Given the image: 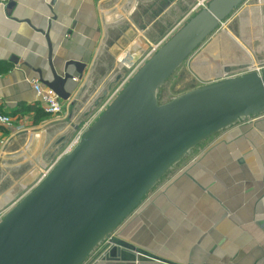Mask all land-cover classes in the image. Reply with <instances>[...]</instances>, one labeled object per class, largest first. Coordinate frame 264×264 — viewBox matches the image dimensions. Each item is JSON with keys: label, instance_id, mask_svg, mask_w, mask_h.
I'll use <instances>...</instances> for the list:
<instances>
[{"label": "crops", "instance_id": "1", "mask_svg": "<svg viewBox=\"0 0 264 264\" xmlns=\"http://www.w3.org/2000/svg\"><path fill=\"white\" fill-rule=\"evenodd\" d=\"M9 1L0 0V110L13 118L7 142L28 125L43 123L35 122L45 108L33 81L52 79L50 48L58 71L70 61L87 65L82 76L69 66L75 79L66 90L72 98L59 115H74L73 128L80 130L74 112L98 106L114 77L119 83L116 67L129 52L130 19L149 0H133L128 12L120 6L124 0H14L11 14ZM182 2H172L160 18ZM188 7L179 8L172 21L186 17ZM248 16L252 24L260 21L259 11ZM254 119L190 150L113 232L121 245L101 264H264V115Z\"/></svg>", "mask_w": 264, "mask_h": 264}, {"label": "water", "instance_id": "2", "mask_svg": "<svg viewBox=\"0 0 264 264\" xmlns=\"http://www.w3.org/2000/svg\"><path fill=\"white\" fill-rule=\"evenodd\" d=\"M242 2L211 0L135 73L79 143L0 221V264H83L190 150L264 113V69L158 102L160 87ZM15 5L8 2L9 14ZM49 61L52 79L41 76V83L70 101L66 84L75 77L68 68L75 65L82 76L87 65L70 61L58 71L52 48Z\"/></svg>", "mask_w": 264, "mask_h": 264}, {"label": "rangeland", "instance_id": "3", "mask_svg": "<svg viewBox=\"0 0 264 264\" xmlns=\"http://www.w3.org/2000/svg\"><path fill=\"white\" fill-rule=\"evenodd\" d=\"M210 1L208 0L207 4ZM172 2H175V0H149L140 4L128 25L129 52H126L128 57L125 58V55L121 54L120 58L124 62L118 63L119 67H116V73L129 74L134 68L132 66L134 63L140 62L141 65L147 58L145 56L150 51L151 53L154 52L152 48L156 43L166 40L157 48L158 50L173 36L169 37L168 34L175 31V24H177V29L173 34L203 9H196L190 16L182 18V21L177 19L175 23L172 19L179 15V8L184 7V10H186L190 6L191 8L188 9L190 11L197 2L186 0L185 3L182 2L176 5V8L174 6L169 11L171 14L168 13L160 18L164 8L169 9ZM114 3L112 1V4ZM120 6H126L125 11L128 12L131 4L127 2L126 5ZM119 10L121 12V8ZM256 11H259L260 21L257 20V23L253 22L252 24L248 14H255ZM171 15H173V18H170ZM155 41L157 42L155 43ZM136 48L138 49L136 50ZM124 51H127V49ZM131 55H134V57L129 62ZM123 63L125 65L129 63L130 66H125ZM228 65L231 69L229 71L230 76L247 73L251 70L249 67L262 68L263 70L264 0H243L160 87L158 102L160 104L167 103L183 93L222 80L224 77L221 76L224 71L223 67ZM243 65L246 66L243 67ZM118 86L119 83L114 77L107 88L110 93H113ZM99 99L101 101H98V106H101L106 100L103 96ZM85 101L86 99L82 102ZM98 106L93 104L89 111L81 115L74 112L77 117L75 122H79L81 129L87 125L92 126L101 116V113L96 114ZM64 112L65 110L62 113ZM47 114L48 116L40 125H28V130L16 132L15 138L10 141L12 144L8 143L5 137L9 134V129H6L4 133L1 131V135L5 139H0V196H8V200L0 204V221L9 210L38 186L55 160L64 154L80 136L79 130L76 131L73 128L74 115L67 117L59 116L61 114ZM260 115L262 116L264 113L258 116ZM254 120V117H249L238 122L246 121L247 123ZM27 121L30 123V119H27ZM99 246L83 264H101L109 259L110 250L113 248L110 240Z\"/></svg>", "mask_w": 264, "mask_h": 264}, {"label": "built area", "instance_id": "4", "mask_svg": "<svg viewBox=\"0 0 264 264\" xmlns=\"http://www.w3.org/2000/svg\"><path fill=\"white\" fill-rule=\"evenodd\" d=\"M126 3L129 2L130 4L134 3L133 0H124ZM208 3V0H197L195 6L191 9V11L186 15V18L188 16H190L192 14V12L196 9H200V8H205L207 7V4ZM135 5V3L130 6L128 8V11H130L131 7H133ZM182 21V20H181ZM177 29V24L174 26V30L176 31ZM174 31V32H175ZM173 32V33H174ZM168 34L169 37H171V35H174V34ZM166 41V40H165ZM164 40L163 41H160L159 43H156L154 46H153V50L154 52L157 50V48L165 42ZM152 50V51H153ZM151 51L145 56L147 58H145V61H143V63L140 65V62H136L134 63L132 66H134L133 70L129 73V74H123L121 76V80L119 81V86L115 89V91L113 93H110L108 98L106 99V101L100 106V108L97 110L96 114L97 113H103L108 107L109 105L111 104V102L117 97V95L119 93H121V91L124 89V87L129 83V81L132 79V77L135 75V73L151 58L152 54L154 53ZM123 60L120 59V62H122ZM133 63V62H132ZM123 65H125L123 63ZM127 66V65H125ZM246 66V65H245ZM244 67V66H243ZM246 68V67H245ZM251 70L248 71L249 73L250 72H253V71H257L258 73H261L262 71V68H255V67H249ZM264 69V68H263ZM247 72V73H248ZM247 73H244V74H247ZM240 75H243V73H240V74H237V75H233V76H230V73L229 72H226V76L224 78H227V77H237V76H240ZM33 86H34V89L38 95V97L42 100L43 104H44V108H45V111L47 113H50V114H53V115H59L61 114L64 110H65V107H66V103L67 101L63 100L62 98H60L52 89L44 86L42 83H40L38 80H34L33 81ZM100 114V115H101ZM99 115V116H100ZM13 125V118L9 115H6L4 113H1L0 112V127H4V128H9ZM90 125H87L86 127L82 128L81 130H79V137H78V140L76 139L75 142L71 145V147L69 149H67V151H65L64 154L60 155L54 162L53 166L50 168V170L44 175L43 179L54 169V167L65 157V155H67L80 141V139L82 138L83 134L85 133V131L89 128ZM42 179V180H43ZM41 180V181H42ZM40 181V182H41ZM39 182V183H40ZM110 240V243L113 245L112 241H111V237L109 239H106V241Z\"/></svg>", "mask_w": 264, "mask_h": 264}, {"label": "trees", "instance_id": "5", "mask_svg": "<svg viewBox=\"0 0 264 264\" xmlns=\"http://www.w3.org/2000/svg\"><path fill=\"white\" fill-rule=\"evenodd\" d=\"M1 113H4L3 111L0 110ZM6 115H9L8 113H4ZM10 116V115H9ZM48 116L47 112H45L42 108H40V110L37 111V117H36V123L39 122L40 120L45 119ZM6 130V128L4 127H0V131H2L4 133V131Z\"/></svg>", "mask_w": 264, "mask_h": 264}, {"label": "bare ground", "instance_id": "6", "mask_svg": "<svg viewBox=\"0 0 264 264\" xmlns=\"http://www.w3.org/2000/svg\"><path fill=\"white\" fill-rule=\"evenodd\" d=\"M133 7H134V6H133ZM133 7H131L130 9L132 10ZM104 10H105V9H104ZM107 10H108V9H107ZM115 19H116V18H115ZM132 44H133V43H132ZM123 54L125 55V58L128 57V54H126V53H123ZM133 57H134L133 55L130 56L131 59H130L129 62H131V60L133 59ZM127 60H128V59H127ZM123 62H124V61H123ZM126 65H127V66H130L129 63H126ZM117 67H118V66H117ZM122 68H123V67H122ZM122 68H121V69H122ZM119 69H120V68H119ZM117 73H118V72H117ZM119 73H120V72H119ZM223 79H224V78H223ZM103 81H104V80H103ZM90 99H91V98H90ZM92 99H93V98H92ZM88 100H89V99H88ZM86 101H87V100H86ZM86 101H85V102H86ZM89 101H90V100H89ZM91 102H92V101H91ZM91 102H90V103H91ZM86 103H87V102H86ZM86 103H84V104H86ZM84 104H83V106H84ZM81 106H82V105H81ZM79 110H80V109H79ZM81 110H82V107H81ZM81 112H83V111H81ZM59 131H60V130H59ZM28 143H29V142H28ZM0 197H1V196H0ZM7 197H8V196L1 197V199H0V204H1V202L3 203L4 201L8 200Z\"/></svg>", "mask_w": 264, "mask_h": 264}, {"label": "flooded vegetation", "instance_id": "7", "mask_svg": "<svg viewBox=\"0 0 264 264\" xmlns=\"http://www.w3.org/2000/svg\"><path fill=\"white\" fill-rule=\"evenodd\" d=\"M113 243V247L115 246V247H117V249H116V251L118 252V246H120L121 244L120 243H118V241H116V242H112ZM113 249V248H112ZM112 249H111V252H112ZM115 251V252H116ZM114 252V253H115Z\"/></svg>", "mask_w": 264, "mask_h": 264}]
</instances>
